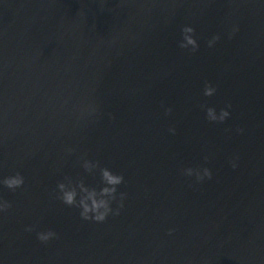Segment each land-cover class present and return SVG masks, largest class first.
Listing matches in <instances>:
<instances>
[{"label": "water", "instance_id": "water-1", "mask_svg": "<svg viewBox=\"0 0 264 264\" xmlns=\"http://www.w3.org/2000/svg\"><path fill=\"white\" fill-rule=\"evenodd\" d=\"M85 160L124 176L104 221L56 198L103 187ZM16 172L0 264H264V0H0V179Z\"/></svg>", "mask_w": 264, "mask_h": 264}, {"label": "clouds", "instance_id": "clouds-1", "mask_svg": "<svg viewBox=\"0 0 264 264\" xmlns=\"http://www.w3.org/2000/svg\"><path fill=\"white\" fill-rule=\"evenodd\" d=\"M218 35L214 36L209 42L214 43L219 40ZM180 47L189 49L194 52L199 47L197 39L195 37V29L191 25H185L182 28V40ZM217 91L216 87L211 84H206L204 88V95L211 96ZM231 105L228 104L217 111L214 107H207L206 116L209 121L223 122L231 115ZM171 111V109H166ZM170 132H175L174 128L169 129ZM242 131V130H241ZM72 151V149H69ZM232 166L236 167V163L233 160ZM84 168L88 171L99 168L103 187L97 189L96 187L86 186L82 181L78 185L58 182L56 192V198L63 201L64 204L69 206H75L79 209L80 216L85 220L104 221L109 214H117L120 207L123 206V201L126 193L119 190V186L124 182V176L117 172H114L108 167H100L98 162L90 160L84 161ZM182 174L186 176H195L197 181H202L206 177H211L212 173L208 167H184L182 168ZM0 184H3L8 189L15 190L24 184V176L19 172L13 175H8L3 179H0ZM118 205L113 207V204ZM11 207L9 201L0 198V211H4ZM28 231L32 230L29 226ZM171 231V230H170ZM57 234L55 231L49 229L47 231H40L37 233L38 239L42 242H47Z\"/></svg>", "mask_w": 264, "mask_h": 264}]
</instances>
